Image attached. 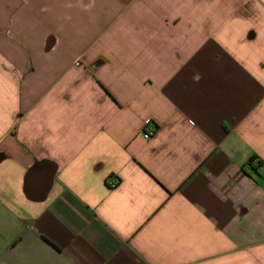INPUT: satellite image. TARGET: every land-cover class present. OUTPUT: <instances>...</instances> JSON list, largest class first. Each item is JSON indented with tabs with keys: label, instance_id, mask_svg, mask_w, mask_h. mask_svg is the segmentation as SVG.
<instances>
[{
	"label": "crops",
	"instance_id": "obj_1",
	"mask_svg": "<svg viewBox=\"0 0 264 264\" xmlns=\"http://www.w3.org/2000/svg\"><path fill=\"white\" fill-rule=\"evenodd\" d=\"M0 264H264V0H0Z\"/></svg>",
	"mask_w": 264,
	"mask_h": 264
},
{
	"label": "built area",
	"instance_id": "obj_2",
	"mask_svg": "<svg viewBox=\"0 0 264 264\" xmlns=\"http://www.w3.org/2000/svg\"><path fill=\"white\" fill-rule=\"evenodd\" d=\"M155 134H156V131H150V132H145L144 136L145 138H151Z\"/></svg>",
	"mask_w": 264,
	"mask_h": 264
},
{
	"label": "trees",
	"instance_id": "obj_3",
	"mask_svg": "<svg viewBox=\"0 0 264 264\" xmlns=\"http://www.w3.org/2000/svg\"><path fill=\"white\" fill-rule=\"evenodd\" d=\"M257 158V155H254L253 157H252V160H254V159H256Z\"/></svg>",
	"mask_w": 264,
	"mask_h": 264
}]
</instances>
